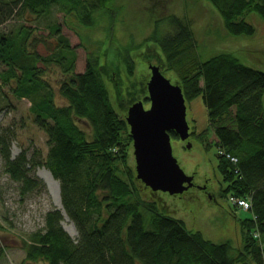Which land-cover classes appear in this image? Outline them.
Segmentation results:
<instances>
[{
    "label": "trees",
    "instance_id": "16d2710c",
    "mask_svg": "<svg viewBox=\"0 0 264 264\" xmlns=\"http://www.w3.org/2000/svg\"><path fill=\"white\" fill-rule=\"evenodd\" d=\"M114 1L0 0V24L24 13L27 19H36L59 4L92 27L95 14L111 11ZM209 1L223 15L230 34L254 35L257 28L247 16L258 13L264 19V0ZM173 19L179 28L172 37L152 38L136 48H148L144 53L148 63L156 60L165 75H176L186 101L203 97L220 149L218 168L227 185L221 195L252 201V218L239 221L241 246L214 243L144 198L145 187L129 165L133 140L126 115L131 105L149 99V77L137 82L133 50H89L85 70L76 72L75 48L61 34L60 24L51 27L50 35L57 34L59 44L50 55L29 48L31 38V46L52 43L33 37L22 25L14 36L0 38V64L6 66L0 81L15 80L13 93L31 101L33 120L48 138L46 165L59 179L64 212L79 231L73 238L62 225L63 211L49 210L44 228L23 240V264H264V71L242 63L232 52L201 61L194 53L192 30L181 19ZM40 62L58 63L68 76L57 89L63 104L56 102L53 86L42 77ZM84 121L89 132L81 127ZM171 135L179 138L174 131ZM10 147L11 139L0 134L5 170L22 183V193L43 186L28 174L26 152L11 159ZM38 165L39 161L34 163ZM4 253L0 245V259Z\"/></svg>",
    "mask_w": 264,
    "mask_h": 264
},
{
    "label": "rangeland",
    "instance_id": "374dc122",
    "mask_svg": "<svg viewBox=\"0 0 264 264\" xmlns=\"http://www.w3.org/2000/svg\"><path fill=\"white\" fill-rule=\"evenodd\" d=\"M111 5V11L101 10L95 14V24L92 27L88 26V22L66 13L59 4L52 5L45 15L36 19H27L25 13L22 16H12L0 24V38H10L17 33L20 26H28L33 37L45 38L52 43L49 46L38 42L31 46L34 41L31 38L29 48L42 55H50L56 52L59 44V36L50 35L51 27L60 24L61 34L69 38L75 48L76 72L85 70L89 50L114 47L116 53L117 49L131 48L135 69L139 68L140 78H137V82H142L147 75L150 78L151 74L150 63L144 56L148 48L136 47L146 40L153 41L152 38L172 37L179 28L173 19L175 16L192 30L196 42L194 53L201 61L222 52H232L242 63L264 71V19L258 13L247 16V20L257 28L254 35H234L229 33L223 15L209 0H115ZM81 14L85 15L84 12ZM153 61L151 64L157 65V61ZM39 66L43 71L42 77L55 90L56 102L63 104L57 90L68 77L63 68L55 62H40ZM125 69L124 66L121 79L124 78ZM5 70L6 66L0 64V72ZM166 76L175 83L176 75L173 72ZM14 86L15 80L7 84L0 81V134L11 139V159L25 151L29 161L26 164L28 174L43 181L44 185L23 194L22 183L6 172L0 152V245L5 248L0 264H23L26 255L23 240L30 233L44 228L45 215L49 210H62L63 227L73 238L79 236L77 226L64 212L61 183L46 165L49 151L46 132L33 120L31 101L15 95L12 89ZM144 103L146 108L150 106L149 99ZM186 105L190 132H193L192 150L186 147L187 141L182 142L180 137L172 138L173 153L187 174L196 175L197 182L202 183L204 178L209 180V189L213 196L211 194L210 198L196 188L183 195L170 196L161 191L154 193L152 189L147 191L140 184L143 196L156 201L160 211L182 219L188 229L201 231L212 242L232 241L239 247L242 244L239 221L252 218L253 214L251 211L236 208L228 197L221 195L222 188L227 185L218 168L220 149L215 144L217 138L203 97L200 95L186 101ZM81 127L87 132L91 129L87 122L81 123ZM130 142L128 140V144ZM128 152L129 165L135 168L133 141ZM38 161L40 165L35 167L34 163ZM46 169L51 172L56 182H46L39 175Z\"/></svg>",
    "mask_w": 264,
    "mask_h": 264
},
{
    "label": "water",
    "instance_id": "95a60500",
    "mask_svg": "<svg viewBox=\"0 0 264 264\" xmlns=\"http://www.w3.org/2000/svg\"><path fill=\"white\" fill-rule=\"evenodd\" d=\"M147 82L150 106L143 101L130 106L126 120L132 136L137 178L153 191L180 195L194 186V175L181 167L173 153L171 132L182 141L190 135L182 87L172 82L159 65L150 64ZM192 142L186 147L191 149ZM212 198V196H209Z\"/></svg>",
    "mask_w": 264,
    "mask_h": 264
},
{
    "label": "flooded vegetation",
    "instance_id": "af4514ba",
    "mask_svg": "<svg viewBox=\"0 0 264 264\" xmlns=\"http://www.w3.org/2000/svg\"><path fill=\"white\" fill-rule=\"evenodd\" d=\"M150 64H151V63H150ZM126 116H127V115H126ZM128 125H129V124H128ZM192 133H193V132H191L190 137L186 140L187 143L191 142V136H192ZM180 140H181V139H180ZM180 140H179V141H180ZM181 141H182V140H181ZM182 142H183V141H182ZM190 150H192V148H191ZM141 182H142V181H141ZM143 184H144V183H143ZM144 187H145V189H146L147 191L150 190V187H146L145 184H144ZM192 188L199 189L200 191H202L204 194H207L208 196H211V194H212V193H211V190L209 189V180L204 178V180H203L202 183L197 182V181H196V175H195V174H194V186L191 187L189 190L185 191L184 193L189 192ZM184 193H183V194H184ZM183 194H180V195H183ZM176 196H178V195H176ZM212 196H213V194H212Z\"/></svg>",
    "mask_w": 264,
    "mask_h": 264
},
{
    "label": "bare ground",
    "instance_id": "6f19581e",
    "mask_svg": "<svg viewBox=\"0 0 264 264\" xmlns=\"http://www.w3.org/2000/svg\"><path fill=\"white\" fill-rule=\"evenodd\" d=\"M134 154V153H133ZM135 156V155H134ZM46 162L48 161V156L46 157ZM29 161L27 160V157H26V163H28ZM137 173V172H136ZM39 175L45 179L46 182H56V180L53 178L51 172H49L47 169L45 171H42V173H39ZM140 180V179H139ZM141 181V180H140ZM143 183V182H142ZM151 189V188H150ZM155 192V191H154ZM162 192V191H161ZM164 193H167V194H170L168 192H164ZM170 196H176V195H171ZM235 200L233 202H231L236 208L238 209H242L243 208L240 206L238 200L239 199H242V198H245L243 196H238V195H232Z\"/></svg>",
    "mask_w": 264,
    "mask_h": 264
},
{
    "label": "built area",
    "instance_id": "2783aa9c",
    "mask_svg": "<svg viewBox=\"0 0 264 264\" xmlns=\"http://www.w3.org/2000/svg\"><path fill=\"white\" fill-rule=\"evenodd\" d=\"M229 157H230V155H229ZM230 158L233 162L237 161V158H235V157H230ZM234 200H235V198L232 195H230L229 201L233 202ZM238 202H239L240 206L243 208V210H245V211L251 210V208H252L251 198L245 197V198L239 199ZM255 236L259 237V233L255 232Z\"/></svg>",
    "mask_w": 264,
    "mask_h": 264
}]
</instances>
